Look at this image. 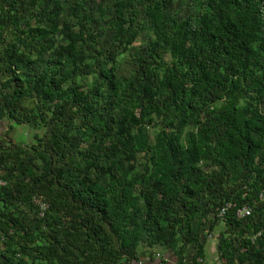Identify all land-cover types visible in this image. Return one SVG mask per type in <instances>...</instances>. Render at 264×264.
<instances>
[{"label": "trees", "instance_id": "16d2710c", "mask_svg": "<svg viewBox=\"0 0 264 264\" xmlns=\"http://www.w3.org/2000/svg\"><path fill=\"white\" fill-rule=\"evenodd\" d=\"M0 129V264H264V0H0Z\"/></svg>", "mask_w": 264, "mask_h": 264}, {"label": "rangeland", "instance_id": "374dc122", "mask_svg": "<svg viewBox=\"0 0 264 264\" xmlns=\"http://www.w3.org/2000/svg\"><path fill=\"white\" fill-rule=\"evenodd\" d=\"M5 129H0V135L3 136ZM33 132L28 130L26 127H17L14 131H12L9 134V139H11L12 141H14L15 143L21 144L23 142H28L30 140V136ZM8 140V139H7ZM211 239V238H209ZM208 241H212L209 240ZM213 242H217L216 240ZM209 246V242H207V262H209L210 264H223L217 255V251L215 248H213L212 252H210V250L208 249Z\"/></svg>", "mask_w": 264, "mask_h": 264}, {"label": "built area", "instance_id": "2783aa9c", "mask_svg": "<svg viewBox=\"0 0 264 264\" xmlns=\"http://www.w3.org/2000/svg\"><path fill=\"white\" fill-rule=\"evenodd\" d=\"M6 184V182L2 179H0V187L4 186ZM259 199L261 201H264V190H262L259 194ZM36 204L39 205V209H40V212H41V216H44V212L45 210L47 209V205L46 203L44 202H41L39 200H35ZM231 206V204H226L225 208H223V210L221 211V216H224V214L226 213V210L229 209ZM251 209L248 207V206H244L242 207L240 210H238L237 212V215H238V218H244V217H247L251 214ZM212 237V236H210ZM217 237V236H216ZM159 256V255H158Z\"/></svg>", "mask_w": 264, "mask_h": 264}, {"label": "crops", "instance_id": "0c3cea01", "mask_svg": "<svg viewBox=\"0 0 264 264\" xmlns=\"http://www.w3.org/2000/svg\"><path fill=\"white\" fill-rule=\"evenodd\" d=\"M208 242H209L208 249L210 250V252H212L213 248L216 249V247H215L216 244H215V242H213V240H212V241H208ZM206 249H207V246H206ZM139 264H151V263H149V262L147 261V259H146V260L141 259V261L139 262ZM152 264H160V263H156V262H154V263H152Z\"/></svg>", "mask_w": 264, "mask_h": 264}, {"label": "clouds", "instance_id": "9594fccd", "mask_svg": "<svg viewBox=\"0 0 264 264\" xmlns=\"http://www.w3.org/2000/svg\"><path fill=\"white\" fill-rule=\"evenodd\" d=\"M210 236H212V237H210ZM210 236H209V238H211V239H209V240H213V241H215V240H216V241H217V239H216V236L218 237V235H217V234H216V235H214V236H213V235H210ZM215 244H216V242H215Z\"/></svg>", "mask_w": 264, "mask_h": 264}]
</instances>
